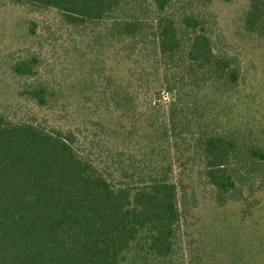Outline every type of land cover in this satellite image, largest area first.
Here are the masks:
<instances>
[{
    "label": "trees",
    "instance_id": "16d2710c",
    "mask_svg": "<svg viewBox=\"0 0 264 264\" xmlns=\"http://www.w3.org/2000/svg\"><path fill=\"white\" fill-rule=\"evenodd\" d=\"M246 1L243 33L264 43V0ZM210 5L0 0L36 16L37 45L4 69L20 105L0 108V264H187L198 189L219 210L238 203L236 217L257 211L264 132L231 118L242 67ZM134 61L131 82L119 72Z\"/></svg>",
    "mask_w": 264,
    "mask_h": 264
},
{
    "label": "rangeland",
    "instance_id": "374dc122",
    "mask_svg": "<svg viewBox=\"0 0 264 264\" xmlns=\"http://www.w3.org/2000/svg\"><path fill=\"white\" fill-rule=\"evenodd\" d=\"M210 1L214 37L221 40L225 50L236 56L242 67L241 83L235 94L237 105L232 108L231 118L237 124L253 125L259 128V132H264V43L243 33L242 18L248 8L247 1ZM35 17L27 14L24 8H0V108L9 114H15L20 104L11 94L13 83L5 75V64L10 58H17L14 52L37 47L25 37L28 22ZM47 19L51 21L53 15ZM109 67L116 68L112 62ZM123 69L119 72L122 77L134 82L142 68L139 69V64L134 61L124 64ZM135 72L137 76H132ZM151 95L148 97L141 92L140 104L143 109L147 107ZM166 104H169L167 96L164 106ZM31 110L27 107L22 112L25 115ZM38 117L41 120L51 118L41 111H38ZM255 135L259 137L257 132ZM177 171L180 172L178 167ZM191 184L194 183L191 181ZM195 188L197 190L198 185ZM197 193L200 201L197 205L196 202L187 205L190 211L183 226V254L186 263L264 264L263 193L252 198L257 211L247 218H241L240 215L236 217L235 213L240 212L238 203L230 205L229 210H219L213 202L216 197L214 192L198 189Z\"/></svg>",
    "mask_w": 264,
    "mask_h": 264
}]
</instances>
